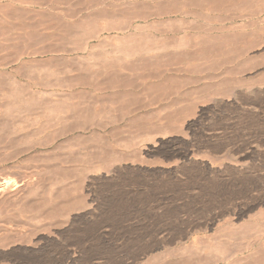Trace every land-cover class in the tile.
<instances>
[{
    "label": "rangeland",
    "instance_id": "obj_1",
    "mask_svg": "<svg viewBox=\"0 0 264 264\" xmlns=\"http://www.w3.org/2000/svg\"><path fill=\"white\" fill-rule=\"evenodd\" d=\"M66 1L0 0V70L21 72L0 92V264L233 259L264 232V14ZM95 8L119 17L69 37Z\"/></svg>",
    "mask_w": 264,
    "mask_h": 264
},
{
    "label": "bare ground",
    "instance_id": "obj_2",
    "mask_svg": "<svg viewBox=\"0 0 264 264\" xmlns=\"http://www.w3.org/2000/svg\"><path fill=\"white\" fill-rule=\"evenodd\" d=\"M60 1V0H59ZM61 1H63V0H61ZM69 1V0H68ZM68 1H66V2H68ZM78 1V0H77ZM80 1V0H79ZM81 1H83V0H81ZM85 1V0H84ZM84 1H83V3H81V4H85L84 3ZM96 1V0H95ZM95 1L93 0V3H94V5L97 7L98 6V4H96L95 3ZM98 1H101V0H98ZM97 1V2H98ZM105 1L106 0H103V2H102V4H104L105 3ZM110 1V4L111 3H113V2H111V0H109ZM109 1H107V2H109ZM121 1V0H120ZM129 1V0H128ZM127 1V2H128ZM136 1V0H135ZM256 1L257 0H201V2H198L199 4L201 3L202 4V6L203 7H205V9H207L206 11H208L209 13H210V11H213V12H216V13H218L219 14V16H218V18L220 19V21H221V23H223L224 24V22L223 21H229L230 23H229V25L231 24V23H236V22H245V23H249V24H251V23H254L257 19H259V18H261V16L264 14V11H262V10H258L257 8H255L254 10L252 9V7H254V5L256 4ZM65 2V1H64ZM85 2H88V1H85ZM115 2V1H114ZM118 2V1H117ZM125 2V1H124ZM126 2V3H127ZM134 2V1H133ZM138 2H139V0H138ZM141 2H142V0H141ZM188 2H190V1H188ZM194 2H197V1H195L194 0ZM253 2H255L254 3V5L251 7V3H253ZM89 3V2H88ZM99 3V2H98ZM123 3V2H122ZM129 3V2H128ZM140 3V2H139ZM143 3V2H142ZM155 3V2H154ZM192 3V1L190 2V4ZM91 4V3H90ZM106 4V3H105ZM104 4V5H105ZM108 4L109 3H107V6H108ZM115 4H117V3H115ZM134 4V3H133ZM133 4L131 5H129V6H133ZM136 4H137V2H136ZM146 4H147V1H146ZM200 4V5H201ZM79 7H80V5L79 4H77ZM92 6H93V4H91ZM127 5V4H126ZM135 5V4H134ZM142 5V4H141ZM148 5V4H147ZM185 5V4H184ZM198 5V4H197ZM199 5V6H200ZM75 6H76V4H75ZM74 6V7H75ZM84 6H86L85 7V9L87 8V5L85 4ZM84 6H81V7H84ZM91 6V7H92ZM111 6H115L114 4H111ZM110 6V7H111ZM122 7H123V9L125 8L123 5H121ZM129 6H128V8H129ZM142 6H144V5H142ZM195 6V5H194ZM81 7L80 8H77V6H76V8L79 10V9H81ZM90 7V6H89ZM94 7V6H93ZM102 6H100V8H101ZM106 7V6H105ZM122 7H120L119 9H120V11H121V8ZM203 7H201V8H203ZM115 8V7H114ZM117 8V7H116ZM131 9H134L135 7L133 6V7H130ZM147 8V7H146ZM150 8V7H149ZM195 8H198V7H195ZM200 8V7H199ZM75 9V8H74ZM84 9V8H83ZM83 9H81V11L83 10ZM91 10L93 9V8H90ZM123 9H122V12H123ZM130 9V10H131ZM137 9H139V8H137ZM87 10V9H86ZM125 11L126 10H129V9H124ZM151 10V9H150ZM204 9H202V11H203ZM80 11V10H79ZM79 11H78V13H79ZM80 11V12H81ZM89 11V10H88ZM87 11V12H88ZM119 10H116V9H110V8H108V9H104V8H102L101 10H98V9H96L95 8V10L94 11H92L91 13H89L88 15H86V16H80V15H77V13L76 12H72V14L70 13V15H69V18H71V21H69V22H64V30H65V32L67 33V34H69L68 36L69 37H71L70 35H72L73 33H70V32H78V31H80L81 29H83V27H84V24H85V26L87 27V23H89L90 24V22H92L91 20L92 19H96V18H102V17H104L105 16V18H103V19H106V17H108L109 15H111V17H113V16H116L117 17V14H118V17H119V13H117ZM124 11V12H125ZM133 11V10H132ZM137 10H135V12H136ZM155 11V10H154ZM83 12H85V10L83 11ZM90 12V11H89ZM123 12V13H124ZM142 12V11H141ZM140 11L139 12H137V13H139L140 14V16L142 15V13H141ZM179 12V11H178ZM181 12V11H180ZM192 12V11H191ZM69 13V12H68ZM68 13H66V14H64V17H65V15H66V17L68 16ZM117 13V14H116ZM127 14L129 13V12H126ZM153 13H156V11L155 12H153ZM161 13V12H160ZM175 13H176V11H175ZM182 13V12H181ZM84 14V13H83ZM87 14V13H86ZM113 14H116V15H113ZM130 14L132 15L133 14V12H131L130 11ZM129 14V15H130ZM113 15V16H112ZM125 15V17L127 16L126 14H124ZM128 15V16H129ZM130 15V18L132 17ZM136 15V14H135ZM163 14H161V16H162ZM196 15V14H195ZM157 16V15H156ZM159 16V15H158ZM201 16V15H200ZM199 16V17H200ZM110 17V18H111ZM134 17H139V15L137 14L136 16H133V20H134ZM147 17H148V15H147ZM206 17V16H205ZM68 18V19H69ZM99 18H98V21H99ZM101 18H100V20H101ZM109 18V17H108ZM142 18H144V20H145V16L143 17L142 16ZM194 18V17H193ZM218 18H217V20H218ZM138 19V18H137ZM216 19V18H215ZM223 19H225V20H223ZM64 20H66V18L64 19ZM63 20V21H64ZM97 20V19H96ZM140 20H142L141 19V17H140ZM143 20V21H144ZM211 20V19H210ZM213 20V19H212ZM90 21V22H89ZM95 21V20H94ZM96 22V21H95ZM61 23V22H60ZM63 23V22H62ZM62 23H61V25H62ZM213 23H214V21H213ZM228 23V22H227ZM93 24V23H92ZM237 24V23H236ZM225 25V24H224ZM228 25V24H227ZM98 26V25H97ZM94 27V26H93ZM91 28V27H90ZM95 28V27H94ZM133 28V27H132ZM232 28V27H231ZM86 28L84 27V29H83V31L85 30ZM102 29H104L105 30V28H102ZM108 29H110V28H108ZM113 30H114V28H112ZM122 29V28H121ZM137 29V28H136ZM139 29V28H138ZM225 29V28H224ZM90 30V29H89ZM140 30V29H139ZM103 31V30H102ZM108 32V31H107ZM67 34H66V36H67ZM77 34V33H76ZM80 34V33H79ZM78 34V35H79ZM98 34V33H97ZM108 34V33H107ZM111 34V33H110ZM96 35V34H95ZM65 35H64V37H66ZM73 36H74V34H73ZM81 36V35H80ZM80 36H78V37H80ZM83 36V35H82ZM91 37V36H90ZM89 37V38H90ZM103 37V36H102ZM74 38V37H73ZM75 38H76V40H77V37L75 36ZM81 38V37H80ZM82 39V38H81ZM92 39V38H91ZM224 39V38H223ZM74 40V39H73ZM90 40V39H89ZM70 41H71V39H70ZM75 41V40H74ZM139 56V55H138ZM145 59V58H144ZM137 60V59H136ZM140 60V59H139ZM141 61V60H140ZM143 61V60H142ZM130 62V61H129ZM135 64V63H134ZM143 64V63H142ZM144 65H146V64H144ZM106 69V68H105ZM108 69V68H107ZM124 70L126 71V69L124 68ZM128 71L129 70H132V69H127ZM139 70V69H138ZM115 71V70H114ZM134 72V71H133ZM116 73V72H115ZM132 73V72H131ZM106 75V74H105ZM119 82V81H118ZM122 82V81H121ZM121 82H119V84H121ZM126 82V81H125ZM128 82V81H127ZM104 83V82H103ZM108 83V82H107ZM98 84V83H97ZM97 84H96V87H97ZM111 84V83H110ZM115 84V83H114ZM118 84V83H117ZM127 84V83H126ZM125 84V85H126ZM133 84V83H132ZM131 84V86H133ZM103 85V84H102ZM105 85V84H104ZM124 85V84H123ZM110 86V85H109ZM108 86V87H109ZM121 86V85H120ZM130 86V84L128 85V86H123V87H129ZM107 87V86H106ZM114 87H116L115 85H114ZM122 87V88H123ZM121 88V87H120ZM124 88V89H125ZM94 89H96V88H94ZM99 91V90H98ZM76 108V107H75ZM76 110V109H75ZM74 109H72V114H73V116H78L79 114H78V111L76 112ZM261 217V216H260ZM262 218V217H261ZM263 219H264V216H263ZM262 224V223H261ZM247 228V227H246ZM261 229H262V227H261ZM249 231V230H248ZM263 231V230H262ZM261 232V231H260ZM248 235V234H247ZM246 236V235H245ZM248 237V236H247ZM244 238V237H243ZM251 239H252V241L250 242V243H248L249 245L245 248V250L244 251H242V250H240V252H236V253H234L232 256L234 257L233 259L231 258V260H226V259H224L223 258V256L221 257V256H218V254H216L215 253V250L213 249V247H211V246H209V244L207 245V246H204V247H202L200 250L199 249H197L196 248V246L194 245V246H192V247H190L189 248V251H186V252H191V254L190 255H193V260L191 259V257H190V259H188V257H186L189 261V264H264V232L263 233H261L260 235H258V236H255V237H251ZM250 240V239H249ZM207 244V243H206ZM257 244H261L260 245V247H258L257 246ZM255 246H257V247H255ZM191 248H195V250L193 251V250H191ZM188 250V249H187ZM191 250V251H190ZM180 253V252H179ZM182 253V252H181ZM224 255V254H223ZM239 255H244L245 257H244V260L243 261H241V260H239V258L237 259L236 257H238ZM228 257V256H227ZM185 258V259H186ZM238 261H240V262H238Z\"/></svg>",
    "mask_w": 264,
    "mask_h": 264
},
{
    "label": "crops",
    "instance_id": "obj_3",
    "mask_svg": "<svg viewBox=\"0 0 264 264\" xmlns=\"http://www.w3.org/2000/svg\"><path fill=\"white\" fill-rule=\"evenodd\" d=\"M23 8L17 10H27V0H22ZM13 65V64H12ZM9 66L8 69L0 70V92H10L15 90L17 77H20L21 72H17L15 66ZM23 76L27 77V67L24 68Z\"/></svg>",
    "mask_w": 264,
    "mask_h": 264
}]
</instances>
